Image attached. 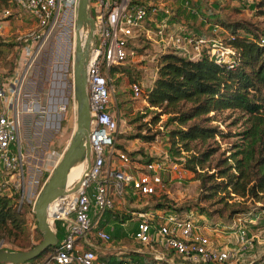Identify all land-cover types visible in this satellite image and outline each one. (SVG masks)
Instances as JSON below:
<instances>
[{"label":"built area","instance_id":"1","mask_svg":"<svg viewBox=\"0 0 264 264\" xmlns=\"http://www.w3.org/2000/svg\"><path fill=\"white\" fill-rule=\"evenodd\" d=\"M175 2L90 1L96 39L87 66L91 114L90 162L86 163L82 175L67 188V192L48 207V221L56 234V225L62 222V238L58 237L57 246L37 262L19 264H145L122 254L119 260L102 261L100 255L109 252L102 254L99 245L98 253L95 247L97 241L93 238H97L99 243H108L113 232L119 227L124 229L129 221H133L135 227L127 236L150 248L149 252L133 248L130 250L148 253L157 261L156 264L161 261L167 264L238 263L249 249L255 247L253 243L258 237L249 235L247 222L255 223L256 218L239 216L228 222H212L199 219L194 211L158 209L155 205L136 207L133 210L121 207L123 201L129 199L130 192L143 197L165 192L167 189L163 172L186 168L180 166L181 163L173 162L169 155L163 160L151 159L142 167L130 166L128 154L116 147L119 118L113 108L107 74L109 69L126 63L141 41L158 46L160 52L173 51L191 60L208 55L230 66L236 62L235 49L219 36L222 28L219 24L213 23L207 35L191 36L186 24L175 19L178 12ZM11 3V7L4 9V17L22 12L30 14L36 22L35 28L25 32L22 37L19 57L21 72L11 78L8 87L0 86V103L4 104L3 108L0 107V168L11 172V177L16 176V186L20 189L16 204L22 207L27 187L31 185L37 191L40 178L29 180L27 186L25 153L20 134L23 119L20 89L30 68L52 38L72 35L75 40L79 0H11ZM131 90L135 99H143L144 87L141 82L131 84ZM62 109H66V106ZM72 109L76 113L74 100ZM30 110L28 108V112ZM63 154H53L51 173ZM216 231L230 232L235 244H220L214 236ZM166 251L174 253L180 260L169 257Z\"/></svg>","mask_w":264,"mask_h":264},{"label":"trees","instance_id":"2","mask_svg":"<svg viewBox=\"0 0 264 264\" xmlns=\"http://www.w3.org/2000/svg\"><path fill=\"white\" fill-rule=\"evenodd\" d=\"M253 3L258 17L264 16V0H253ZM11 5V0H0V10ZM211 14L213 23L224 30V42L235 49L236 62L230 66L208 55L191 60L173 51L161 52L157 59V77L149 89H144L143 96L153 115L132 136L153 142L157 134L151 133V125L165 115V135L171 156L178 158L199 181L200 194L194 206L210 217L253 219L257 218L259 209L264 210V25L263 21L241 19L224 9ZM179 15L177 20L181 19ZM18 43L0 37V54L8 55L10 50L19 47ZM124 71L123 65L111 67L107 72L109 84L112 85L115 74ZM134 82L137 81L131 84ZM221 124L227 126L226 131ZM145 128L148 133H143ZM231 138L236 139L228 141L226 147L221 145ZM116 147L128 154L117 138ZM166 204L158 202L155 207L193 211L190 206L176 208ZM26 212L12 196L0 194V243L18 245L23 240ZM247 224L258 223L248 221ZM55 247H49L31 261L37 262ZM122 256L145 264L157 263L140 251H126ZM119 258L113 254L100 255L102 261ZM263 260L264 256L252 264H264Z\"/></svg>","mask_w":264,"mask_h":264},{"label":"rangeland","instance_id":"3","mask_svg":"<svg viewBox=\"0 0 264 264\" xmlns=\"http://www.w3.org/2000/svg\"><path fill=\"white\" fill-rule=\"evenodd\" d=\"M175 3L191 36L208 34L214 21L211 12H219L221 9L232 12L241 19L263 21L264 25V16L258 17V10L253 0H178ZM1 11L3 10H0V21H8V29L3 31V35L0 37L19 42V47L10 50L8 55L0 54V86L8 87L11 78L21 72L19 57L22 52L23 34L35 28L36 22L28 13L21 12L4 17ZM223 32L224 30L221 28L219 32L221 38H223ZM74 42L72 35L60 39L52 38L30 68L20 89V109L23 118L20 134L25 153V178L27 186L29 180L40 178V186L37 191L31 185L29 188L27 187L26 198L22 205L27 211L25 237L18 245L0 243L1 249L28 250L43 238L41 231H37V219L34 212L36 194L49 174L45 170L46 162L53 159V154L65 152L76 126V113L72 109ZM160 51L158 46H154L148 41H141L135 47L134 55L126 63L120 64L126 71L115 74L111 80L113 108H115V115L119 118V127L116 132L117 143L126 148L132 167H142L150 158L163 160L168 155L173 162L180 163V160L173 158L168 150L169 143L164 126L165 115L162 116L160 122L151 125V133L157 134L153 142H146L142 137L132 136L138 133L139 125L150 121L153 113L149 110L144 99L133 97L131 83L136 80L143 84L145 90L150 88L157 71V59ZM9 73L11 74L9 75ZM7 102H9V98ZM119 104L121 108L118 106ZM3 106L4 104L0 103V107L3 108ZM63 106H66V109H62ZM28 108L31 109L29 112ZM221 127L226 131L225 124H221ZM237 128L235 127L234 130ZM143 133H148V130L145 128ZM235 139L231 138L222 142L221 145L226 147L228 141ZM130 153L135 154L131 155ZM180 166L183 165L180 164ZM11 175L12 173L5 168H0V194L10 195L17 202L20 189L16 186V176L11 177ZM163 179L167 189L165 192L147 197L130 192L129 199L124 200L121 207L133 210L136 207L147 208L149 205L164 202L167 203L166 205L176 208L190 206L198 216L202 215L203 218L206 217L212 222L218 220L228 222L230 220L226 216L210 217L206 213H201L198 207L194 206L196 198L200 194V188L199 181L195 180L193 172L182 167L175 169L174 172L168 169L163 172ZM256 217L255 223L258 224H247V226L249 235H257L259 238H255L253 243V246H256L258 250L247 251L236 264H250L252 261H259L264 256V210L259 209ZM61 225L62 222H58L56 225L59 239L62 238ZM134 227L133 221H129L124 229L119 227L117 231L113 232L112 239L108 243H99L97 238L93 239L95 242L97 241L101 249L109 253L131 251L132 248L149 252L150 248L147 245L127 236ZM234 244L232 242L231 245ZM166 254L175 258L176 261L180 260L170 251H166Z\"/></svg>","mask_w":264,"mask_h":264},{"label":"water","instance_id":"4","mask_svg":"<svg viewBox=\"0 0 264 264\" xmlns=\"http://www.w3.org/2000/svg\"><path fill=\"white\" fill-rule=\"evenodd\" d=\"M90 1L79 0L75 21L73 100L76 108V126L60 162L41 187L34 203L37 226L43 238L28 250H6L0 247V264L31 261L42 256L49 247L57 246L58 236L48 221V207L67 192V188L72 184L68 183L70 172L90 162L91 114L87 89V66L96 41L95 21L91 15Z\"/></svg>","mask_w":264,"mask_h":264},{"label":"crops","instance_id":"5","mask_svg":"<svg viewBox=\"0 0 264 264\" xmlns=\"http://www.w3.org/2000/svg\"><path fill=\"white\" fill-rule=\"evenodd\" d=\"M176 1H178V0H176ZM176 5V4H175ZM9 7H11V6H9ZM6 8V7H5ZM4 8V9H5ZM177 8V7H176ZM4 9H3V11H4ZM177 10H178V12H177V16L179 15V9L177 8ZM181 10V9H180ZM3 11H1V12H3ZM177 16H176V21H179V22H183V23H185V20L184 19H182V17H181V13H180V18L181 19H179V20H177ZM202 20V19H201ZM7 26H8V21H0V36H2L3 35V31L5 32V31H7ZM209 33V32H208ZM202 35H207V34H202ZM156 77H157V71H156V73H155V77H154V81H155V79H156ZM154 81H153V83H154ZM153 83L150 85V87L153 85ZM69 143H70V140H69V142H68V144H67V147H68V145H69ZM51 169H52V160H48L47 162H46V167H45V170L47 171V172H49L50 174H51ZM197 216H198V214H197ZM198 218L199 219H201V220H204V219H208V218H206V217H202V215L201 216H198ZM214 236H215V239L220 243V244H227V245H230L231 244V242H233V236L231 235V233L230 232H228V231H222V232H218V231H216L215 232V234H214ZM95 247L97 248V250H98V253H99V244L97 243L96 245H95ZM251 250H258V248L255 246L254 247V249H249V251H251ZM100 252L102 253V254H106L107 252H105L103 249H100ZM126 252V251H125ZM125 252H121V251H119V252H113V253H109V254H113V255H116V256H119V255H123ZM148 254V253H147ZM229 264H236V263H234V262H228ZM228 263H226V264H228Z\"/></svg>","mask_w":264,"mask_h":264},{"label":"bare ground","instance_id":"6","mask_svg":"<svg viewBox=\"0 0 264 264\" xmlns=\"http://www.w3.org/2000/svg\"><path fill=\"white\" fill-rule=\"evenodd\" d=\"M85 167L86 166L83 165V166H79V167L74 168L69 174L68 183L71 184V183L75 182L82 175Z\"/></svg>","mask_w":264,"mask_h":264}]
</instances>
